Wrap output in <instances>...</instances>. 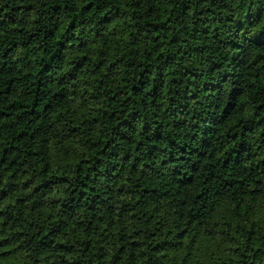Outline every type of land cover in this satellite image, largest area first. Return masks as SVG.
I'll use <instances>...</instances> for the list:
<instances>
[{
    "label": "trees",
    "instance_id": "16d2710c",
    "mask_svg": "<svg viewBox=\"0 0 264 264\" xmlns=\"http://www.w3.org/2000/svg\"><path fill=\"white\" fill-rule=\"evenodd\" d=\"M0 264H264V0H0Z\"/></svg>",
    "mask_w": 264,
    "mask_h": 264
}]
</instances>
